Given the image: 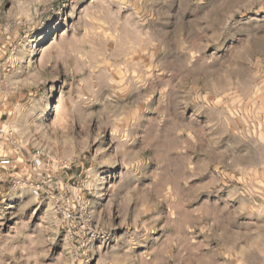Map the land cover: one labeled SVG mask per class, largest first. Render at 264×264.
Listing matches in <instances>:
<instances>
[{"label":"rangeland","instance_id":"obj_1","mask_svg":"<svg viewBox=\"0 0 264 264\" xmlns=\"http://www.w3.org/2000/svg\"><path fill=\"white\" fill-rule=\"evenodd\" d=\"M5 158L0 264H264V0H0Z\"/></svg>","mask_w":264,"mask_h":264},{"label":"built area","instance_id":"obj_2","mask_svg":"<svg viewBox=\"0 0 264 264\" xmlns=\"http://www.w3.org/2000/svg\"><path fill=\"white\" fill-rule=\"evenodd\" d=\"M35 164L39 165L40 164V161L39 160H34ZM10 165V159H0V166L2 167H7Z\"/></svg>","mask_w":264,"mask_h":264},{"label":"bare ground","instance_id":"obj_3","mask_svg":"<svg viewBox=\"0 0 264 264\" xmlns=\"http://www.w3.org/2000/svg\"><path fill=\"white\" fill-rule=\"evenodd\" d=\"M4 217V216H3ZM2 219V218H1ZM5 219V218H4Z\"/></svg>","mask_w":264,"mask_h":264}]
</instances>
